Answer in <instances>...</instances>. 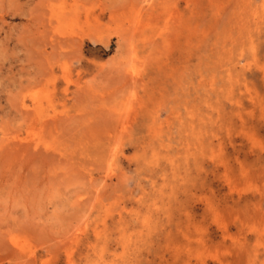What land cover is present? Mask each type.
<instances>
[{"label":"rangeland","instance_id":"obj_1","mask_svg":"<svg viewBox=\"0 0 264 264\" xmlns=\"http://www.w3.org/2000/svg\"><path fill=\"white\" fill-rule=\"evenodd\" d=\"M0 264H264V0H0Z\"/></svg>","mask_w":264,"mask_h":264},{"label":"bare ground","instance_id":"obj_2","mask_svg":"<svg viewBox=\"0 0 264 264\" xmlns=\"http://www.w3.org/2000/svg\"><path fill=\"white\" fill-rule=\"evenodd\" d=\"M63 15H64V13H63ZM68 16V15H67ZM86 17H88V15L86 16ZM61 39V38H60ZM49 123V122H48ZM41 145V144H40ZM41 147V146H40ZM51 155V154H50Z\"/></svg>","mask_w":264,"mask_h":264}]
</instances>
